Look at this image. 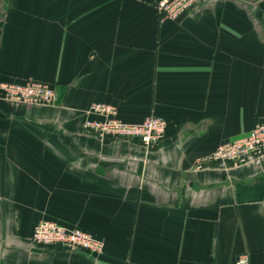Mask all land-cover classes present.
Returning <instances> with one entry per match:
<instances>
[{
	"label": "crops",
	"instance_id": "crops-1",
	"mask_svg": "<svg viewBox=\"0 0 264 264\" xmlns=\"http://www.w3.org/2000/svg\"><path fill=\"white\" fill-rule=\"evenodd\" d=\"M0 0V83L51 84L54 105L0 97V264H264V162L200 161L264 123V0ZM165 136L100 139L93 104ZM80 228L101 256L38 245L40 221Z\"/></svg>",
	"mask_w": 264,
	"mask_h": 264
},
{
	"label": "built area",
	"instance_id": "built-area-1",
	"mask_svg": "<svg viewBox=\"0 0 264 264\" xmlns=\"http://www.w3.org/2000/svg\"><path fill=\"white\" fill-rule=\"evenodd\" d=\"M205 0H158L157 6L165 19L177 20L194 10ZM0 97L11 104L26 108L54 105L57 100L55 88L44 81L29 80L23 84L0 83ZM100 139L112 137L119 140L138 139L146 146L159 142L166 133L167 122L161 117H150L139 124H129L118 118L116 110L107 104H93L83 124ZM264 162V123L254 127L245 136L220 145L210 156L202 159L219 169H238ZM32 242L38 245H60L70 251H85L91 255L104 253V242L80 228L67 227L54 221H40L32 233ZM234 264H250L243 255Z\"/></svg>",
	"mask_w": 264,
	"mask_h": 264
}]
</instances>
